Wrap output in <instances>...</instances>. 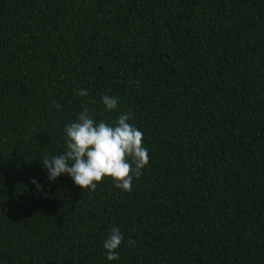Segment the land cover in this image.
<instances>
[{"label":"trees","instance_id":"obj_1","mask_svg":"<svg viewBox=\"0 0 264 264\" xmlns=\"http://www.w3.org/2000/svg\"><path fill=\"white\" fill-rule=\"evenodd\" d=\"M84 109L131 110V191L49 182ZM113 226L111 264H264V0H0V264H106Z\"/></svg>","mask_w":264,"mask_h":264},{"label":"clouds","instance_id":"obj_2","mask_svg":"<svg viewBox=\"0 0 264 264\" xmlns=\"http://www.w3.org/2000/svg\"><path fill=\"white\" fill-rule=\"evenodd\" d=\"M77 94L87 97L88 91L81 88ZM101 103L111 112L118 108L119 98L103 95ZM132 120L131 110L121 113L113 122L97 121L88 109L81 111L64 127V150L59 155L40 159L49 182L66 174L81 189L95 190L98 183L110 178L115 188L131 191L134 179L149 164L144 134ZM31 183L38 191L42 190L35 178ZM124 242L120 227H111L103 241L106 264L119 260V249ZM127 242L133 244L130 239Z\"/></svg>","mask_w":264,"mask_h":264}]
</instances>
